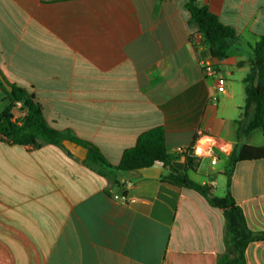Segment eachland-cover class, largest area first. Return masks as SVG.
<instances>
[{
	"label": "crops",
	"instance_id": "1",
	"mask_svg": "<svg viewBox=\"0 0 264 264\" xmlns=\"http://www.w3.org/2000/svg\"><path fill=\"white\" fill-rule=\"evenodd\" d=\"M187 3L0 0V70L42 105L51 128L93 144L113 165L162 127L172 166L216 195L222 177L227 191L232 151L264 147L263 133L245 135L237 123L264 0L196 1L236 32L222 60L193 41ZM202 61L226 79L217 105ZM8 104L0 88V113ZM199 138V151L206 141L224 154L187 170L175 151ZM81 161L55 144L0 140V264H218L225 217L203 194L162 180L163 167L158 179L118 172L127 196L116 198L121 188ZM230 192L249 230L264 232V158L237 162ZM245 258L264 264V240L250 243Z\"/></svg>",
	"mask_w": 264,
	"mask_h": 264
},
{
	"label": "trees",
	"instance_id": "2",
	"mask_svg": "<svg viewBox=\"0 0 264 264\" xmlns=\"http://www.w3.org/2000/svg\"><path fill=\"white\" fill-rule=\"evenodd\" d=\"M196 1L188 0L187 9L193 23L205 37L204 46L213 58L219 60L227 58L233 43L238 40L235 30L223 24L207 7L198 6ZM251 61V71L244 79L246 101L242 108L241 120L237 122L245 135L254 131L264 134V34L252 48ZM12 87L13 91L9 93L0 81V88L9 99V104L0 113V140L35 147L55 144L73 157L75 156L65 149L62 141L69 139L81 144L89 149L87 157L81 162L90 170L107 178L113 186L120 187L125 197L127 191L117 178L118 172L142 176L138 172L139 169L162 162L164 168L168 170V174L161 177L162 180L195 189L203 194L211 205L223 210L226 251L219 257L218 264H247L245 258L247 246L254 241L264 240V232L256 233L249 230L242 209L230 192L231 175L235 164L245 159L264 158V147L243 145L239 150L232 151L229 156L230 170L226 174L227 191L223 197H219L213 194L212 186L198 184L187 175V171H178L172 166L175 158L167 151L166 132L162 127L143 133L135 146L123 153L120 163L113 165L93 144L51 128L46 122L42 105L35 101L34 96L25 88L14 85ZM16 102H21L27 111L20 121L14 120L11 113ZM196 166L193 158H187V170H194Z\"/></svg>",
	"mask_w": 264,
	"mask_h": 264
},
{
	"label": "built area",
	"instance_id": "3",
	"mask_svg": "<svg viewBox=\"0 0 264 264\" xmlns=\"http://www.w3.org/2000/svg\"><path fill=\"white\" fill-rule=\"evenodd\" d=\"M192 39L195 42H198L200 44L204 45L205 37L203 34L197 29L192 33ZM202 66L204 73L211 78H214L216 80V88L214 91V94L210 97V103L212 105H217L219 96L226 92V79L220 74V72L217 70L216 67H214L212 64L207 63L205 61H202ZM13 115L14 120H22L27 111L24 109L23 104L21 102H16L15 105L12 108L11 111ZM15 114L19 116V118H14ZM205 138V137H202ZM202 138H199L197 140V144L190 146V147H179L176 149L175 154L177 156H182L184 158H193L196 163L203 162V161H209L211 165H216L220 158L221 154H224V150L221 146H215V144H209L208 142L204 141V148L201 152H199V142ZM154 166L157 167H164L162 162H156ZM116 198H126L125 196H120Z\"/></svg>",
	"mask_w": 264,
	"mask_h": 264
},
{
	"label": "water",
	"instance_id": "4",
	"mask_svg": "<svg viewBox=\"0 0 264 264\" xmlns=\"http://www.w3.org/2000/svg\"><path fill=\"white\" fill-rule=\"evenodd\" d=\"M0 81L4 88L11 93L13 91L12 85L9 81L3 76L0 70ZM63 146L67 151H69L72 155L79 158L80 160H84L89 152V149L81 144H78L72 140L65 139L62 141ZM138 172L147 178H155L158 179L161 177L162 167L152 166V167H144L138 170Z\"/></svg>",
	"mask_w": 264,
	"mask_h": 264
},
{
	"label": "rangeland",
	"instance_id": "5",
	"mask_svg": "<svg viewBox=\"0 0 264 264\" xmlns=\"http://www.w3.org/2000/svg\"><path fill=\"white\" fill-rule=\"evenodd\" d=\"M226 191V187L224 184V178H220L219 180V188L217 189L216 196L223 197Z\"/></svg>",
	"mask_w": 264,
	"mask_h": 264
},
{
	"label": "bare ground",
	"instance_id": "6",
	"mask_svg": "<svg viewBox=\"0 0 264 264\" xmlns=\"http://www.w3.org/2000/svg\"><path fill=\"white\" fill-rule=\"evenodd\" d=\"M199 152H201V151H199Z\"/></svg>",
	"mask_w": 264,
	"mask_h": 264
}]
</instances>
